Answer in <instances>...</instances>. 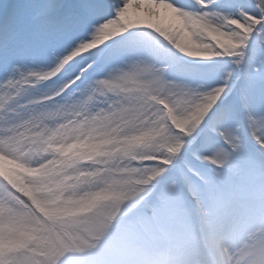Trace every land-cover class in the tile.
Instances as JSON below:
<instances>
[{"label":"snow or ice","instance_id":"1","mask_svg":"<svg viewBox=\"0 0 264 264\" xmlns=\"http://www.w3.org/2000/svg\"><path fill=\"white\" fill-rule=\"evenodd\" d=\"M208 258L264 264V0H17L0 264Z\"/></svg>","mask_w":264,"mask_h":264},{"label":"clouds","instance_id":"2","mask_svg":"<svg viewBox=\"0 0 264 264\" xmlns=\"http://www.w3.org/2000/svg\"><path fill=\"white\" fill-rule=\"evenodd\" d=\"M73 131L72 128L68 129V132L71 133ZM116 264H140V262L135 260H127V261H117ZM200 264H219L218 260L215 258H208L200 262Z\"/></svg>","mask_w":264,"mask_h":264},{"label":"rangeland","instance_id":"3","mask_svg":"<svg viewBox=\"0 0 264 264\" xmlns=\"http://www.w3.org/2000/svg\"><path fill=\"white\" fill-rule=\"evenodd\" d=\"M5 1H8L9 2L10 0H5ZM16 2H17V0H15L14 4ZM2 3H4V0H0V16L5 15L10 10V8L8 6H5ZM12 3H13V1H12Z\"/></svg>","mask_w":264,"mask_h":264},{"label":"bare ground","instance_id":"4","mask_svg":"<svg viewBox=\"0 0 264 264\" xmlns=\"http://www.w3.org/2000/svg\"><path fill=\"white\" fill-rule=\"evenodd\" d=\"M12 1H13V3H12ZM7 2L8 1L4 0V3H2V4L11 8L14 5L15 0H10L8 3Z\"/></svg>","mask_w":264,"mask_h":264}]
</instances>
